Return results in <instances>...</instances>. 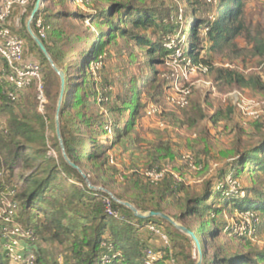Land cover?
<instances>
[{"label":"trees","instance_id":"1","mask_svg":"<svg viewBox=\"0 0 264 264\" xmlns=\"http://www.w3.org/2000/svg\"><path fill=\"white\" fill-rule=\"evenodd\" d=\"M58 2L60 4L63 0ZM185 2L188 6H192L191 14L195 17L201 10V7H198L200 0H185ZM214 7L217 16L214 21L206 25V36L210 42L208 50L221 51L224 47L231 45L237 35L247 30L244 24L245 1L216 0ZM46 10V7L39 8L31 21L37 36L35 20L41 14H46ZM161 14L162 12L156 8L144 3L135 5L128 0L111 1L106 7L99 8L89 15L90 24L97 27L96 32L88 31L82 35L71 36L57 28L55 21L50 23L43 21L47 36L39 38L54 64L65 75L67 94L59 111V127L69 161L88 176L92 185L99 182L116 198L130 202L138 210L161 211L182 223L200 240L203 262H206L207 255L201 236L204 238L205 234L220 232L218 221L215 219L216 215L225 210L234 213L245 210L264 213L262 187L264 184V119L253 121L259 140L250 148L236 153L234 163L218 175L217 179L222 180L218 185L207 182L201 193L186 195L183 193V187L175 186L167 181L165 192L160 196L161 200L172 196L176 201L179 200L178 197L185 198V200L180 199L182 206L178 204L175 207L179 210L177 215L169 214L158 203L154 206L142 204L135 189L127 198L123 193L110 189L109 184L113 182V179L111 176L106 177L103 173L109 169L107 150L116 144H123L126 139L131 140L134 125L142 108L141 93L154 90V93L150 95L153 98L162 87L156 76L157 67L164 66L165 58L170 51L161 42V37L169 30V25ZM61 15L62 13L58 12L54 18ZM45 17L48 16L45 15ZM195 18V22L189 28L191 37L185 54L193 64H207V61L200 56L203 41L198 36L204 19L201 16ZM28 39L40 53L41 60L47 64L49 76L57 78L59 86V76L50 67L34 41L30 37ZM118 44L126 45L130 50L132 59L130 63L135 59L138 68L141 70L145 67L148 72L135 74L125 71L118 82L113 81L107 74L102 76L99 85L101 89L106 90V93L102 95L103 100L108 103L110 113L105 118L98 113V106H96L97 93L93 86L94 71L91 66L101 61L102 54L111 56L109 53L111 49L120 53ZM252 52L264 55V44L255 40ZM135 53L138 57H135ZM72 56H76L77 59H72ZM217 69V80L236 84L242 90V87L258 90L264 86V71L245 75L236 69L222 67ZM70 72H72V79H70ZM9 92L13 93L14 99L8 97ZM20 92L13 91L9 84L0 80V96L3 99L1 105L3 110L8 112V118L2 127L7 139L6 165L10 172H13L15 168L21 169L17 182L8 187L14 190L13 198L18 204L17 221L25 227L32 228L36 237L39 233H43L47 234V238L52 241L67 244L72 264H102L103 253H108L111 257L107 264H141L145 248L151 246L149 242H152V236L158 237L150 233L146 226L153 223L165 232L161 227L165 220L152 216H135L130 209L112 200L105 192L90 189L78 169L61 155L57 159L50 156L46 148L43 117L37 113L17 114L11 107L20 100ZM227 107L229 108L226 113L231 112L233 108ZM127 111L129 113H126ZM126 114H128L127 117H124ZM112 117L113 121L104 123L112 120ZM210 119L213 122L219 121L222 119L221 113H214ZM83 128H87L89 136L82 133ZM108 128L114 137L107 144H102L100 138L107 136ZM86 139H89V144H85ZM55 140L58 143L57 138ZM159 143L153 147L152 158L172 157L170 144L166 141H159ZM88 146L91 149L84 152ZM86 167H89V170ZM244 171L252 174L260 172L262 178L256 176V180H253L257 185L236 190L230 189L224 182L227 175L235 173L239 175ZM139 178L145 179L134 171L130 175L132 183L130 182L129 187L136 188ZM164 180L166 176L161 181ZM145 181L151 186L159 183L153 184L146 179ZM240 191L246 192L247 195H240ZM181 192L182 194L178 195ZM108 207L117 212L116 217L107 212ZM189 218L195 222V228L184 222ZM196 230H199L201 236ZM164 250L166 256L168 249ZM164 258L158 263L160 264ZM215 258L210 264H261L264 263V252L257 251L255 257L242 253H229ZM43 260V255L38 256L36 251L34 264H44ZM0 264H8L1 250ZM67 264H69L68 261ZM189 264H195V262L192 260Z\"/></svg>","mask_w":264,"mask_h":264},{"label":"rangeland","instance_id":"2","mask_svg":"<svg viewBox=\"0 0 264 264\" xmlns=\"http://www.w3.org/2000/svg\"><path fill=\"white\" fill-rule=\"evenodd\" d=\"M35 1L30 0V3L24 10L21 8L22 11H20L19 7L16 9L18 26L16 28L13 26L10 27L24 38L25 47L34 51L38 59L37 61L42 64L46 103L43 111H39L37 92L35 87L32 86L22 90L19 93L20 100L16 101L11 107H13V111L17 114L20 112L29 113V115L31 113H37L43 117L45 121L44 136L46 148L48 154L54 159H57L60 155L62 156L59 144L55 140L56 132L54 122L60 84L59 86L57 85V78L52 75L49 76L47 64L41 60L40 53L28 39L30 35L26 30V21L33 9ZM58 1L43 0L39 8L46 7L47 10L46 14H41L39 17L42 21H46V23L55 21L57 28L62 29L68 35L74 36L85 34L88 31L96 32L97 27L90 24L89 15L99 8L106 7L111 1L119 0H63L60 4H58ZM128 1H132L135 5L144 3L162 12L161 15L164 21H167L169 30L161 37V42L170 52L165 58L164 66L157 67L158 74L156 76L159 79V83L162 84L159 93L153 98L150 95L154 93V90L141 93L140 101L142 108L134 125L131 140L126 139L123 144H116L107 150L109 169L103 173L106 177L111 176V179H113V182L109 184L110 189L118 193H123L126 198L131 196V192L137 190L142 204L154 206L155 203H158L169 214L177 215L179 214V210L175 207L178 204L182 206L180 199L183 198L185 200V198L181 196L176 201L172 196L169 199L165 198L161 200L160 196L165 192L167 181H170L175 186L183 187V193L186 195L201 193L207 182H211L216 186L222 181L221 179H217L218 175L226 169H229L230 165L234 163L236 153L250 148L259 140V135L256 132V128H254L255 123L253 121L244 119L233 109L231 112L226 113L229 107L222 102V95L238 85L230 84L225 80H217L216 76L218 73L217 68L221 67L236 69L245 75H252L257 73L256 71L263 73L264 67L259 70L256 68L260 65L264 55L253 54L252 46L255 40L264 44V0H244V24L247 30L237 35L233 39L232 44L224 47L221 51L208 50L210 42L206 36V25L214 21L217 16L214 7L216 0H200L198 7H201V10L195 17L201 16L204 19V24L199 29L198 36L203 41V49L200 50V56L207 61V64H193L185 54L191 37L189 28L196 20L191 14L192 6H188L185 0ZM58 12H61L62 15L54 18ZM45 15L48 17L46 18ZM11 16H13L12 13ZM30 26L34 31L31 23ZM45 36H47L46 33ZM118 45L120 47L118 50L121 51L120 53L111 49L109 52L111 56L105 53L102 54L100 56L101 65L98 69L92 70L94 71L95 82L93 86L97 93L95 96L97 101L96 106H98V113L102 114L105 118L110 113L108 112V103L103 100L104 97L102 95L106 93V90L101 89L99 85L102 76L107 74L113 81L118 82L121 80L125 71L135 74L148 72V69L145 67L144 69L141 68V71L135 59L133 60L134 62L132 61L130 63V60H132L130 50L126 45ZM135 57H138L136 53ZM72 59L76 60L77 57L72 56ZM203 67H207V70L203 71ZM70 73V79H72V72ZM199 79L211 81L214 86V91H211V88L196 85L192 88V94L187 107L178 108L168 104L166 96L173 92V87L176 85L186 86ZM70 83L72 84V80H70ZM242 88L248 95L264 98V86L258 90L251 87ZM66 94L67 90L64 92L63 102ZM2 100L0 96V172H3L2 175L0 174V196L6 194L9 189L8 187H11L17 182V176L21 171L20 168H15L13 172L7 169L5 149L7 147V139L4 136L5 132L2 130V127L8 118V112L3 110V105H1ZM150 105L157 106L161 112L153 117L144 116L145 108ZM216 112L221 113L222 119L213 122L210 117ZM126 113L129 112L127 111ZM127 115L124 117H127ZM109 121H113V117L112 120H107L104 123ZM159 123H163V126H160ZM82 133L85 136H89L87 128H83ZM113 137L112 133L108 132L107 136L100 139L102 144H107ZM159 141H166L170 144L169 146L173 153L172 157L152 158L153 147L154 145L160 144ZM89 143V139H86L85 144ZM90 149L91 147L88 146L84 152ZM188 154L192 157L190 162L183 158V156ZM150 166L166 169V180L159 182L155 186H151L145 179L139 178L136 188L129 187L131 182L130 175L136 170L140 171ZM86 168L89 170V167ZM171 172L175 173L178 178H175ZM256 176L262 178L260 172L258 174H252L249 171H244L239 175L236 173L232 174V177L236 181L232 189L236 190L257 185L256 181L253 180ZM128 179L129 181H127ZM225 183L230 188V184ZM95 186H101V184L98 182ZM262 187L264 189V184H262ZM179 194H182V192ZM240 195H247V193L242 194L240 191ZM2 206L0 203V207ZM257 213L259 214L260 220L254 240H246L233 235L230 236L225 232V225L227 223L231 224L234 222L237 225H242V218L239 212L235 214L234 212H229V210H225L215 217L218 221V227L221 229L220 232L216 234H205L203 238L199 230H196L199 236H201L203 248L206 250L207 255L206 262H203L202 258L200 264H210L216 259L215 257L224 256L229 253H242L250 257H255L257 251L264 252V213ZM191 219H185L184 222L195 228V222H192ZM21 220H24L23 216ZM163 223L161 227L170 240V250L167 251L164 260L160 264H169L168 259L172 256L175 259L174 264H189L192 260L196 263L199 260V253L193 239L178 231L169 222L163 221ZM209 229L211 230V228ZM47 237V234L39 233L35 247V251H38V256L43 255L44 264H67V261L69 264H72L73 261L70 258L67 244H59ZM151 240L152 242L150 241L149 245L156 248L162 247L163 243L160 238L152 236Z\"/></svg>","mask_w":264,"mask_h":264},{"label":"built area","instance_id":"3","mask_svg":"<svg viewBox=\"0 0 264 264\" xmlns=\"http://www.w3.org/2000/svg\"><path fill=\"white\" fill-rule=\"evenodd\" d=\"M30 0H0V80L5 81L13 89V91H22L28 87H35L37 92L38 110L43 111L46 97L44 94L42 65L37 60H25V40L16 31H14L8 24L13 9L15 7H27ZM35 28L37 29L38 37H45V26L40 17L35 20ZM190 61V59H189ZM101 61L94 63L91 69H98ZM232 68L229 65H226ZM264 67V57L257 70ZM203 71L207 67L202 68ZM196 85H202L211 88L214 91V86L211 81L203 79L191 82L186 86L176 85L172 93L166 96L168 104L185 108L189 105L192 88ZM8 97L14 99L13 93L9 92ZM222 102L232 107L244 119L250 121L264 119V98L248 95L244 90L233 87L227 93L222 95ZM161 110L154 105L145 108L144 116L153 117ZM163 126V123H159ZM108 132H111L108 128ZM183 158L190 162L192 157L188 154ZM140 176L156 184L160 182L167 173L166 169H160L157 166L136 170ZM2 175L3 172H0ZM171 174L178 178L175 173ZM225 182L230 184V188H234L236 181L231 174L225 177ZM233 190V189H232ZM235 190V189H234ZM13 189H8L6 194L0 196V247L2 253L7 259L8 264H34L36 259V240L34 230L30 227H25L17 221L18 204L13 198ZM243 194L244 192L241 191ZM107 212L113 216H117V212L112 211L109 207ZM237 212V211H236ZM235 212V214H236ZM242 218V225L227 223L225 225V232L230 236L246 238L254 240L256 237V229L259 224V214L253 210H245L239 212ZM147 230L153 235H157L162 241L163 248H156L148 246L144 250V256L141 264H158L165 256V250H170L168 236L156 224H148ZM110 255L103 253L101 256L102 264L110 262ZM170 264L175 263V259L170 258Z\"/></svg>","mask_w":264,"mask_h":264},{"label":"water","instance_id":"4","mask_svg":"<svg viewBox=\"0 0 264 264\" xmlns=\"http://www.w3.org/2000/svg\"><path fill=\"white\" fill-rule=\"evenodd\" d=\"M43 0H36L35 4L33 6V9L30 12V15L26 21V30L29 33L30 37L32 38V40L34 41V43L36 44V46L38 47V49L42 52V54L44 55V57L46 58V60L48 61L50 67L55 71V73L59 76V80H60V93L57 99V105H56V109H55V115H54V122H55V132H56V138L58 140V144H59V148L61 150V154L62 157L69 162L72 166L76 167L79 171V173L82 175V177L84 178L87 186L90 189L93 190H101L103 192H105L106 194H108V196L118 202L119 204L127 207L128 209L131 210V212L137 216V217H147V216H152V217H158L161 218L167 222H169L171 225H173L178 231L188 235L190 238L193 239V241L195 242L196 245V249L199 253V260L195 263V264H200L201 263V259L203 258V249H202V244L200 242V240L198 239V237L195 235L194 232H192L191 230H189L187 227H185L184 225L176 222L172 217H170L169 215H167L164 212L161 211H140L138 210L133 204H131L128 201L125 200H120L118 198H116L109 190L103 188L102 186H95L92 185L90 180L88 179L87 175L77 166H75L74 164H72L66 153L64 150V145H63V141H62V137H61V133H60V127H59V111L60 108L62 106V102L64 99V92H65V75L62 72V70H60L53 62L51 56L49 55V53L47 52L44 44L42 43V41L40 40V38L36 35V33L32 30L30 23L32 21V19L34 18L35 14L37 13V11L39 10L40 5L42 4Z\"/></svg>","mask_w":264,"mask_h":264},{"label":"crops","instance_id":"5","mask_svg":"<svg viewBox=\"0 0 264 264\" xmlns=\"http://www.w3.org/2000/svg\"><path fill=\"white\" fill-rule=\"evenodd\" d=\"M18 7H15L14 9H13V12H12V14H13V16H11L8 20H7V24L9 25V26H13L14 28H16L17 26H18V22L16 21L17 20V14H16V9H17ZM20 8V7H19ZM23 8V10L26 8V7H22ZM20 11H22L21 10V8H20ZM14 13H15V16H14ZM12 21V22H11ZM24 58H25V60H38L37 59V56H36V54H35V52L34 51H31L28 47H25V54H24ZM0 250H1V247H0ZM2 251V250H1Z\"/></svg>","mask_w":264,"mask_h":264}]
</instances>
